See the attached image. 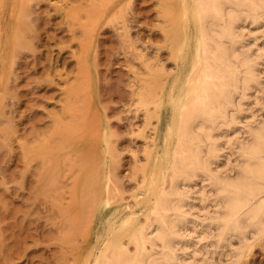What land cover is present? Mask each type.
Returning <instances> with one entry per match:
<instances>
[{
    "label": "rangeland",
    "instance_id": "1",
    "mask_svg": "<svg viewBox=\"0 0 264 264\" xmlns=\"http://www.w3.org/2000/svg\"><path fill=\"white\" fill-rule=\"evenodd\" d=\"M174 1L0 0V264H83L94 240L83 204L95 176L104 191L115 187L116 203L134 204L157 138L154 105L140 92L178 69L166 14ZM204 183L191 186L205 192L193 200L207 216L193 227L202 238L216 232L214 191ZM208 237L196 245L209 246L214 262L197 250L186 264L195 255L194 264L228 262L230 247ZM251 242L236 264H264V235Z\"/></svg>",
    "mask_w": 264,
    "mask_h": 264
},
{
    "label": "bare ground",
    "instance_id": "2",
    "mask_svg": "<svg viewBox=\"0 0 264 264\" xmlns=\"http://www.w3.org/2000/svg\"><path fill=\"white\" fill-rule=\"evenodd\" d=\"M166 14L178 69L165 80H149L140 92L142 103L154 105L149 116L157 119L156 148L141 168L132 205L114 201L112 184L104 191L99 177L90 179L96 193L83 199V220L94 240L83 264L189 263L209 234L202 238L203 230L193 228L207 217L195 212L197 199L205 198L202 186L203 196L191 192L200 181L214 191L211 237L217 249L230 247L229 263H223L236 264L251 238L264 235V117L258 112L264 111V46L255 49L264 37V0H175Z\"/></svg>",
    "mask_w": 264,
    "mask_h": 264
}]
</instances>
